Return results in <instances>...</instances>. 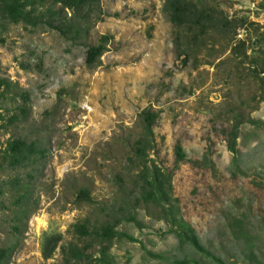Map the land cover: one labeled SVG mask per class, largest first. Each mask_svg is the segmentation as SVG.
<instances>
[{
	"label": "rangeland",
	"instance_id": "1",
	"mask_svg": "<svg viewBox=\"0 0 264 264\" xmlns=\"http://www.w3.org/2000/svg\"><path fill=\"white\" fill-rule=\"evenodd\" d=\"M192 1L229 28L192 43L193 32L168 21L166 0H100L74 45L21 24L0 30V79L10 84L0 90V150L14 139L43 149L41 161L23 168L0 156V250L9 249L8 264H63L62 247L89 246L72 237L73 225L99 226L131 209L137 172L129 158L143 110L157 115L148 165L173 170L177 143L186 155L172 195L201 245L224 264H264V75L257 78L252 65L258 73L264 62V0ZM102 37L105 52L89 68L85 52ZM20 92L29 96L27 117L10 124ZM235 119L236 165L224 136ZM23 186L28 199L17 204ZM82 188L93 205L75 202ZM134 216L140 228L116 227L123 236L110 245L109 264H214L179 246L151 207ZM56 235L61 241L45 261L42 246ZM98 251L95 244L87 254L97 259Z\"/></svg>",
	"mask_w": 264,
	"mask_h": 264
},
{
	"label": "trees",
	"instance_id": "2",
	"mask_svg": "<svg viewBox=\"0 0 264 264\" xmlns=\"http://www.w3.org/2000/svg\"><path fill=\"white\" fill-rule=\"evenodd\" d=\"M100 0H0V30L5 32L8 25H22L26 30L34 32L36 30L53 31L65 42L74 45L82 40L88 26L89 17L99 6ZM164 13L168 21L175 27L186 28L193 32L192 43L198 42L202 37L210 34L218 28L228 29L230 24L227 21H221L215 12L211 9L198 6L192 0H166L164 4ZM221 26V27H220ZM108 37H102L98 45L88 47L85 52V64L92 68L95 66L98 58L105 52V45ZM243 43L238 42L234 49ZM261 62V61H260ZM260 72L256 73L257 62L254 74L264 75V62ZM264 81L263 79H260ZM5 93L10 84L6 80L0 79V90ZM21 99V106L18 107V114L9 119L10 124L23 121L27 117V104L29 96L25 92L18 95ZM140 128L142 136L135 142L132 148V154L129 161L134 165L137 174L132 175L131 181L134 189L133 206L125 214L113 213L109 216V221L92 226L88 220H83L71 227L72 237L78 242L88 243V247L80 248L77 244L71 242L61 248L63 264H109L107 261V251L113 240L120 235L116 227L124 223H132L139 227L141 224L136 221L134 212L141 206L151 207L157 218L163 221L167 226V234L174 236L178 245L189 247L194 253L204 259L210 260L214 264H224L219 258L206 250L200 243L194 229L181 217L176 200L172 195V178L174 171L185 162H188L186 155L179 143L173 148L174 169L171 171L158 168L156 165H148L149 153L154 149L153 129L157 121V115L149 110H143L139 114ZM252 122V121H251ZM253 123V122H252ZM241 122L234 120L229 130L224 132L226 147L232 154V162L237 163V139L240 133ZM0 156L3 163H7L12 168L34 166L43 158V149L39 148L36 142L28 143L25 140L14 139L7 141L5 148L0 150ZM204 166L209 162L206 158L203 160ZM211 171L214 167L211 165ZM24 192L19 194L16 200L21 204L28 199V188L23 186ZM75 202L86 206L93 205V200L87 189L82 188L76 192ZM106 210V209H102ZM22 217L25 216V209L21 208ZM237 231L241 235L246 234L241 221L236 220ZM17 231V228H13ZM130 242H135L131 237H126ZM61 241L59 235L45 240L42 246V258L49 260L58 244ZM99 246V258H93L87 254V249L92 245ZM9 249L0 250V264H8ZM153 258H160L152 255ZM175 264H199L196 261H177Z\"/></svg>",
	"mask_w": 264,
	"mask_h": 264
}]
</instances>
